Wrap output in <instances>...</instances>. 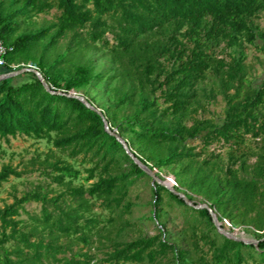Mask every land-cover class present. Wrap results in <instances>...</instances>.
<instances>
[{"label": "trees", "instance_id": "obj_1", "mask_svg": "<svg viewBox=\"0 0 264 264\" xmlns=\"http://www.w3.org/2000/svg\"><path fill=\"white\" fill-rule=\"evenodd\" d=\"M53 2L11 0L8 7L0 6V36L5 45L13 48L7 57L8 64H19L16 59L20 57L31 61L56 92L61 86L58 76L63 79L65 74H70L61 66L67 63V55L73 53L72 44L101 43L109 50L113 64L120 66L109 77L110 82L117 81L114 87H107L112 93V103L101 108L110 129L146 166L152 162L154 168L162 169L187 162L182 169V173L190 175L185 183L187 191L203 197L219 221H234L235 213L241 210L254 212L252 223L256 231H264V190L261 191L259 182L264 178V153L258 157L251 179L240 176V170L247 167V159L244 155H234L247 136L264 137V80L255 84L245 99H240L247 76L244 41L252 42L251 20L264 13V0ZM54 5L60 11L57 22L35 32L19 34L21 18L44 13ZM106 16L114 17L116 24H109ZM108 33L112 34V40ZM68 34H72V41L66 55L52 60V51ZM151 36L155 38L150 40ZM222 43H226L227 50H236L238 56L230 55V60L220 58L216 50ZM41 47V55L37 56ZM0 70V74L12 72L9 68ZM209 74L220 80V92L227 103L225 117L215 124L191 117L197 112L198 87ZM92 76V66L78 67L66 80L62 94L46 91L33 72L0 81V138L24 135L45 139L58 134L55 147L70 152L74 159L81 155L89 158L94 166L88 170L87 180L98 178L88 188L69 187L54 199L38 191L26 193L22 199L0 209V242L13 243L11 252L3 254L0 250V264H92V255L68 256L71 249L59 242L60 237H76L86 246L92 244L91 234L98 221L85 217L89 208L86 195L101 200L106 209H119L129 188L137 179L147 176L116 137L106 131L103 117L78 99L67 96ZM87 99L95 105L93 99ZM205 131H208L203 137L206 148L215 143L230 145V164L225 169L212 165L210 159L197 161L202 154L196 153L190 143ZM219 157L215 153L210 156ZM122 164H128L129 170L113 175ZM50 168L58 174L51 176L58 185L81 174L64 161L50 164ZM217 170L223 175L216 174ZM11 176L19 177L20 173L4 166L0 170V186ZM155 187L152 219L157 223L156 233L116 243L106 255L107 264H156L165 260L170 264H245L249 252L264 264L263 236L257 235L258 246L229 239L218 232L207 209L189 206L161 184L155 183ZM164 192L197 215L194 222H188L194 261H191L192 251L166 237L160 209L165 203ZM67 195L77 205H59ZM186 196L194 200L187 193ZM29 202L42 204L41 215L32 219L43 231H49L50 239L39 237L38 228L26 232L23 221L16 219ZM122 208L130 212L129 207ZM204 220L209 224L207 230L198 225Z\"/></svg>", "mask_w": 264, "mask_h": 264}, {"label": "rangeland", "instance_id": "obj_2", "mask_svg": "<svg viewBox=\"0 0 264 264\" xmlns=\"http://www.w3.org/2000/svg\"><path fill=\"white\" fill-rule=\"evenodd\" d=\"M49 3H54L53 0H41ZM11 0H0V6L8 7ZM18 6H21L20 4ZM60 16V11L54 5L52 9L46 10L44 13L38 14L31 18H21V29L19 34L35 32L41 28L47 27L52 23L57 22ZM109 24H116L114 17H105ZM252 42L244 41L243 50L246 53V80L243 85L240 99H245L251 92L255 84H259L264 80V13L258 18L251 20ZM18 34V35H19ZM107 37L112 40V34L108 33ZM155 36L149 37L154 39ZM72 41V34H68L65 39H61L55 50L51 53V59L66 55L70 42ZM73 53L67 55V63L63 64L61 68L70 74H65L64 78L58 76V87L56 92H65V82L71 75H73L78 67L89 65L93 68V76L91 80L84 83L80 87L72 90L71 93L83 95L89 99H93V103L101 108H106L108 104L112 103V93L107 91V87H114L117 81L109 80L120 66L113 64L112 57L109 50L104 48L101 43L87 44L82 43L78 46L76 43L72 44ZM226 43H222L217 52L220 58L226 57L230 60L232 57L238 56L236 50L226 49ZM42 47L38 49L37 56H40ZM16 62L23 64H30L31 61L23 60L21 57L16 59ZM27 80V79H26ZM21 81H24L23 79ZM111 83L110 86H106ZM232 94L234 91L231 92ZM198 104H196L197 112L192 113V118L205 120L210 124H215L225 117L227 103L220 92V80L214 75L209 74L207 79L198 87ZM94 105V107H95ZM188 124H192L189 117ZM211 130V128H209ZM208 131L200 136L198 140L191 141L190 145L195 147L196 153H201L202 156L197 159L201 163L204 159H210L212 165L225 169L230 164L229 155L232 150L230 145L212 144L208 148L205 147L203 137ZM60 135L53 133L50 137L45 139H37L24 135L16 137L0 138V170L4 166H10L20 173L19 177L11 176L10 179L0 186V209L7 205H12L15 201L22 199L26 193H33L35 191L41 192L49 199H54L65 193L69 187H90L98 178L87 180L89 176L88 170L94 164L89 161V158H84L81 155L77 158H71L70 152L56 148L54 140ZM245 144L234 155H244L247 159V167L245 170H240V176L251 179L253 167L258 162V157L264 153V137L254 139L250 135L247 136ZM211 153L220 155L219 158L211 159ZM58 161H64L71 164L76 170L80 171V176L77 179L66 178L64 185H58L53 182L51 176L58 175L53 173L50 164ZM187 162L182 164L165 167L162 169L154 168V164L149 162L148 168L152 170L154 175L169 188L178 193H186L194 200L190 201L196 206L208 204L205 199L199 195L187 191L185 183L190 177L189 174L182 173L183 167ZM153 167V168H152ZM240 164L236 167L239 169ZM152 168V169H151ZM129 170L128 164H122L118 167L113 175ZM98 171L97 173H99ZM216 174L222 176L220 170ZM158 175V176H157ZM261 191L264 190V178L259 179ZM155 183L154 179L147 174V176L137 179L134 185L129 188V194L123 202L122 207H129L130 212H124V209L116 208L114 210L106 209L101 200L91 199L86 195L89 201V208L85 212L86 218H93L98 221L96 228L92 235V244L89 246L79 242L76 237H60L59 242L65 244L71 249L68 256L79 253H89L94 257L92 264H107L105 262L106 255L116 243L130 242L141 237L152 236L156 233V221L152 218L154 216L153 202L155 198ZM168 189V188H167ZM169 190V189H168ZM164 204L160 207L163 211L162 221L165 224L164 230L166 237L170 241L177 243L179 247L192 251V234L188 228V222L192 223L197 217L196 214L188 211L185 207L180 206L164 192ZM187 197V196H186ZM188 198V197H187ZM61 206L77 205L68 195L59 202ZM53 209V208H51ZM42 204L39 202H29L24 204V210H21V216L16 219L22 220V226L25 231H33L38 228V236L50 239L49 231H43L42 226L37 224L32 217L40 216ZM255 217L254 212H244L243 210L235 213V220L223 219L220 221L222 227L238 237L247 240L258 241V236L264 237V231L257 232L252 219ZM199 228L207 230L209 224L207 221H200ZM56 236V235H55ZM1 241V235H0ZM258 246V245H255ZM0 250L3 254L6 251L13 250V243L0 242ZM207 250V249H206ZM193 253V251H192ZM191 261L195 260V254ZM247 261L245 264H261V261L254 253L246 254ZM13 261L16 257L12 256ZM147 264V263H144ZM156 264H170L168 261L158 262Z\"/></svg>", "mask_w": 264, "mask_h": 264}, {"label": "water", "instance_id": "obj_3", "mask_svg": "<svg viewBox=\"0 0 264 264\" xmlns=\"http://www.w3.org/2000/svg\"><path fill=\"white\" fill-rule=\"evenodd\" d=\"M26 72H33L37 78L41 81V83L43 84L44 88L46 89V91L52 93V94H62V93H58V92H54L50 89V86L48 85V83L46 82L43 74L39 71H31V70H19V71H12L9 73H3L0 74V81L5 80V79H9V78H13L19 75H22ZM67 96L69 97H73L78 99L79 101H81L86 107L90 108L91 110L96 111L99 115H101L103 117V121H104V125H105V129L108 133H110L112 136L116 137V139L123 145L126 153L133 159V161L147 174H149L154 181H156L158 184H161L162 186L168 188L171 192H173L174 194L179 195L180 198H182L186 204H188L189 206L195 207L197 209H207L212 217L213 223L215 225V227L217 228L218 232L224 236H226L229 239H232L234 241L237 242H244L245 244H253V245H258L259 241H253V240H247L244 239L242 237H238L237 235L233 234L232 232L224 229L222 227V224L220 223L219 219H218V215L216 214L215 210L212 209L208 204H202V205H198L195 206L193 205L190 200L181 193L176 192L175 190L169 188L165 183L161 182L152 172V170H150L148 168V166L144 165L140 159H138L136 156H134V154L131 152V150L129 149L128 145L126 144V142L114 131H112L110 129V125L108 123V121L106 120V118L103 116L102 111L96 107H94V105H92V103H90V101L84 97L83 95L80 94H76V93H70L67 94Z\"/></svg>", "mask_w": 264, "mask_h": 264}, {"label": "built area", "instance_id": "obj_4", "mask_svg": "<svg viewBox=\"0 0 264 264\" xmlns=\"http://www.w3.org/2000/svg\"><path fill=\"white\" fill-rule=\"evenodd\" d=\"M12 51H13V48L5 45L1 36H0V68H4V69L9 68L12 71H19V70L27 69V70H31V71H39L40 72L38 67L36 65H33L32 63H30V64L19 63V64L9 65L7 62V57L9 56V54ZM50 89L55 92L54 87H51Z\"/></svg>", "mask_w": 264, "mask_h": 264}, {"label": "crops", "instance_id": "obj_5", "mask_svg": "<svg viewBox=\"0 0 264 264\" xmlns=\"http://www.w3.org/2000/svg\"><path fill=\"white\" fill-rule=\"evenodd\" d=\"M0 72H1V70H0Z\"/></svg>", "mask_w": 264, "mask_h": 264}]
</instances>
